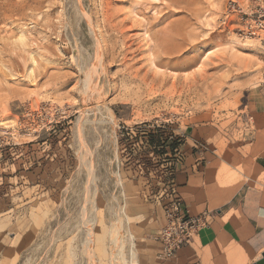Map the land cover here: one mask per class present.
I'll return each instance as SVG.
<instances>
[{
    "label": "rangeland",
    "instance_id": "rangeland-1",
    "mask_svg": "<svg viewBox=\"0 0 264 264\" xmlns=\"http://www.w3.org/2000/svg\"><path fill=\"white\" fill-rule=\"evenodd\" d=\"M158 1L0 0V264H172L177 200L264 188V42L221 25L230 0Z\"/></svg>",
    "mask_w": 264,
    "mask_h": 264
},
{
    "label": "crops",
    "instance_id": "crops-1",
    "mask_svg": "<svg viewBox=\"0 0 264 264\" xmlns=\"http://www.w3.org/2000/svg\"><path fill=\"white\" fill-rule=\"evenodd\" d=\"M251 100L253 112L264 121V95L256 98L253 95ZM251 114V111L246 114L245 122L252 120ZM252 166L264 172V147L252 158ZM207 191L208 199L221 193L214 185ZM191 203V197L182 198L183 216L194 215ZM207 213V225L198 231L189 247L176 254L172 264H221L228 249L247 252L249 264H264V188L242 184L231 191L213 213Z\"/></svg>",
    "mask_w": 264,
    "mask_h": 264
},
{
    "label": "built area",
    "instance_id": "built-area-1",
    "mask_svg": "<svg viewBox=\"0 0 264 264\" xmlns=\"http://www.w3.org/2000/svg\"><path fill=\"white\" fill-rule=\"evenodd\" d=\"M221 25L233 27V34L240 38L264 42V0H247L240 4L230 0L224 12ZM167 212L166 225L159 232V257L171 259L187 246L198 231L207 225L208 213L185 217L181 214V202L177 200Z\"/></svg>",
    "mask_w": 264,
    "mask_h": 264
},
{
    "label": "bare ground",
    "instance_id": "bare-ground-1",
    "mask_svg": "<svg viewBox=\"0 0 264 264\" xmlns=\"http://www.w3.org/2000/svg\"><path fill=\"white\" fill-rule=\"evenodd\" d=\"M150 2H154V4H156V3H158L159 1L158 0H149ZM167 6V5H166ZM87 20V19H86ZM91 25V24H90ZM98 28V27H97ZM99 30V29H98ZM90 33H92V35L94 34V32L92 31V30H90ZM25 38V37H24ZM97 41V40H96ZM102 41V40H101ZM98 44V43H97ZM25 45V44H24ZM30 58V57H29ZM32 60V59H31ZM152 60V59H151ZM31 63V62H30ZM34 64V63H33ZM109 116H110V119L112 120L113 119V116H112V114H109ZM79 128V127H78ZM84 163V162H83ZM88 166V165H87ZM87 169V168H86ZM91 170V169H90ZM92 171V170H91ZM90 184V183H89ZM117 232V231H116ZM88 238V237H87ZM115 240V239H114ZM114 246H115V248H114V250H115V259H117V257L120 255L119 254V251H118V249H117V245H116V240H115V243H114ZM112 257V256H111ZM131 257H133V253L131 254ZM114 259V258H113ZM133 259V258H132ZM114 264H119L118 263V260H116L115 262H114Z\"/></svg>",
    "mask_w": 264,
    "mask_h": 264
},
{
    "label": "trees",
    "instance_id": "trees-1",
    "mask_svg": "<svg viewBox=\"0 0 264 264\" xmlns=\"http://www.w3.org/2000/svg\"><path fill=\"white\" fill-rule=\"evenodd\" d=\"M178 147L179 146L172 147L171 151L175 153L178 150ZM173 177H174V171L171 169V171L169 172V180L171 183L173 182V180H172Z\"/></svg>",
    "mask_w": 264,
    "mask_h": 264
},
{
    "label": "water",
    "instance_id": "water-1",
    "mask_svg": "<svg viewBox=\"0 0 264 264\" xmlns=\"http://www.w3.org/2000/svg\"><path fill=\"white\" fill-rule=\"evenodd\" d=\"M262 257L264 258V254H262Z\"/></svg>",
    "mask_w": 264,
    "mask_h": 264
}]
</instances>
